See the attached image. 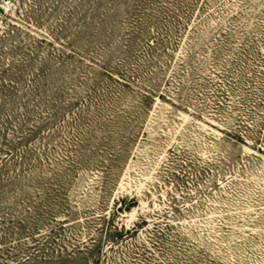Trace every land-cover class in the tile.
Wrapping results in <instances>:
<instances>
[{
	"label": "rangeland",
	"instance_id": "374dc122",
	"mask_svg": "<svg viewBox=\"0 0 264 264\" xmlns=\"http://www.w3.org/2000/svg\"><path fill=\"white\" fill-rule=\"evenodd\" d=\"M37 250L264 264V0H0V264Z\"/></svg>",
	"mask_w": 264,
	"mask_h": 264
},
{
	"label": "trees",
	"instance_id": "16d2710c",
	"mask_svg": "<svg viewBox=\"0 0 264 264\" xmlns=\"http://www.w3.org/2000/svg\"><path fill=\"white\" fill-rule=\"evenodd\" d=\"M18 224H20L19 222H18ZM131 230H128V232H130ZM15 232H12L11 233V236L14 238L15 237ZM7 237V236H6ZM6 239V238H5ZM3 240V239H2ZM40 248V247H39ZM37 253H35L36 255H34V253L33 254H31V252H30V254H27V253H24V257L25 258H22L21 260H19V261H14V262H12L11 264H21L22 262H24V261H28V260H30V259H32V258H37V255L38 254H40V251H36ZM17 258V257H16Z\"/></svg>",
	"mask_w": 264,
	"mask_h": 264
}]
</instances>
